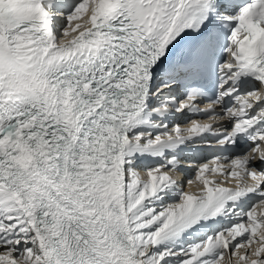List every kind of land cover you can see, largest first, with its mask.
<instances>
[{"label":"snow or ice","instance_id":"1","mask_svg":"<svg viewBox=\"0 0 264 264\" xmlns=\"http://www.w3.org/2000/svg\"><path fill=\"white\" fill-rule=\"evenodd\" d=\"M0 264H264V0H0Z\"/></svg>","mask_w":264,"mask_h":264},{"label":"bare ground","instance_id":"2","mask_svg":"<svg viewBox=\"0 0 264 264\" xmlns=\"http://www.w3.org/2000/svg\"><path fill=\"white\" fill-rule=\"evenodd\" d=\"M192 174L191 171H188L187 173L184 174V178H186L187 176H190ZM182 175L181 176H178L177 178L178 179H181Z\"/></svg>","mask_w":264,"mask_h":264}]
</instances>
